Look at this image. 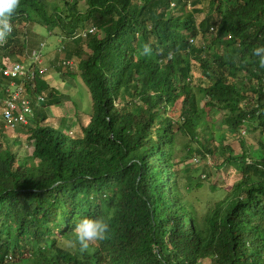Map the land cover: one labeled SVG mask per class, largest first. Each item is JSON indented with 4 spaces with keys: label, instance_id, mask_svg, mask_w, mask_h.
Here are the masks:
<instances>
[{
    "label": "trees",
    "instance_id": "16d2710c",
    "mask_svg": "<svg viewBox=\"0 0 264 264\" xmlns=\"http://www.w3.org/2000/svg\"><path fill=\"white\" fill-rule=\"evenodd\" d=\"M30 21L77 62L92 113L74 137L48 122L70 95L48 74L25 83L32 121L0 131V264H264V0H19L0 66L26 58ZM10 82L0 71V97ZM213 111L241 177L204 207L182 188L177 146L190 136L211 159ZM84 216L109 233L81 253Z\"/></svg>",
    "mask_w": 264,
    "mask_h": 264
},
{
    "label": "rangeland",
    "instance_id": "374dc122",
    "mask_svg": "<svg viewBox=\"0 0 264 264\" xmlns=\"http://www.w3.org/2000/svg\"><path fill=\"white\" fill-rule=\"evenodd\" d=\"M25 25L28 26L26 29L22 27V31L26 36V44L29 52H32L34 49H40V44L42 42L46 43V46L43 48L44 55L49 51L51 52L49 55L51 65H48L51 73L48 70L47 77L52 78L53 85H56L59 89L70 95V98L62 104V109H60L59 106L55 108L49 107L48 110L50 115L48 117V122L55 126L62 127L65 129L66 133L74 137L80 136L82 134L81 127L90 121L92 100L82 79L69 74V69L73 68V70H77L78 64L74 67L70 66L69 68L61 63L63 55L56 48L59 43L55 34L49 32L47 25L38 21H30ZM14 59L17 60L18 58L9 59L7 62ZM212 117H216L214 118V143L217 148H215V155L209 156L211 159H203V155L198 149L200 148L198 142L191 139L190 136H186L182 139L177 146V149L180 151L178 153V155L180 154L179 159H182V168L189 169L188 172L186 171V173H184L185 177L181 182L182 188L186 194L190 193L192 195L194 201L199 204V206L204 207L217 201L227 190H230L234 183L241 177V174L237 173L231 165L225 164L224 157L225 154L227 155L228 153H223V151H221L223 144L227 143L228 134L233 133V130L227 128L223 123L221 119L222 114L213 111ZM64 121L65 124H62ZM10 130L11 129L4 127L0 118V131L5 134L4 136L13 138ZM244 135L250 146H257L260 132L251 130L250 133L247 131ZM26 144H28V142L23 145V141L19 140L16 142V146L12 147L17 153L20 162L22 161V157L29 154L32 149L31 146ZM200 150H202V148H200ZM212 186L215 188L212 189Z\"/></svg>",
    "mask_w": 264,
    "mask_h": 264
},
{
    "label": "built area",
    "instance_id": "2783aa9c",
    "mask_svg": "<svg viewBox=\"0 0 264 264\" xmlns=\"http://www.w3.org/2000/svg\"><path fill=\"white\" fill-rule=\"evenodd\" d=\"M94 30L95 28H90L89 32ZM0 44H3V40H0ZM44 46L45 42H42L40 49L28 53V59L25 61L4 62L5 64L0 66L3 75L11 79L10 85L6 87L8 96L0 97V117L6 126L28 125L34 117L30 100L25 97V83L48 73L49 68L44 63L42 51ZM61 50L62 48H59V51ZM61 63L69 66L74 65V61L69 59H63Z\"/></svg>",
    "mask_w": 264,
    "mask_h": 264
},
{
    "label": "clouds",
    "instance_id": "9594fccd",
    "mask_svg": "<svg viewBox=\"0 0 264 264\" xmlns=\"http://www.w3.org/2000/svg\"><path fill=\"white\" fill-rule=\"evenodd\" d=\"M18 2L19 0H0V40H3V43H4V39H6L8 34L11 32L12 27H11V24L9 23V18L11 14L13 13V11L16 9ZM52 33L54 34V32ZM45 46H46V43H45ZM56 48L58 51H59V48H62V50L59 51L62 54L64 45L60 42ZM144 52L145 53L149 52V48L147 45L144 46ZM28 53H31V52H29V50L27 51L26 58L23 61L28 59ZM252 54L258 57L259 66L264 67V45L256 46L255 48H253ZM44 59H45V63L47 66L51 65L49 64V61H47L46 55H44ZM63 59H67V58L63 56ZM12 61H20V60H12ZM72 61H74V65L72 67L76 66L77 62L75 60H72ZM5 63H9V62L5 61ZM66 66H69V65H66ZM71 231L74 237V242L78 244L79 251L83 253L89 250L90 244L92 242L101 241L107 237V234L109 233V223L103 217L84 216L76 221Z\"/></svg>",
    "mask_w": 264,
    "mask_h": 264
},
{
    "label": "crops",
    "instance_id": "0c3cea01",
    "mask_svg": "<svg viewBox=\"0 0 264 264\" xmlns=\"http://www.w3.org/2000/svg\"><path fill=\"white\" fill-rule=\"evenodd\" d=\"M56 47H57V46H56ZM50 53H51V52L49 51L48 53L45 54V55H46V58L48 57V58H47V61H49V55H50ZM49 64H51L50 61H49Z\"/></svg>",
    "mask_w": 264,
    "mask_h": 264
}]
</instances>
